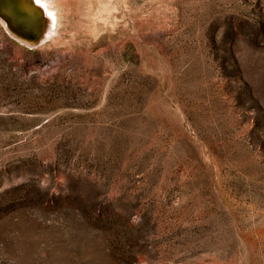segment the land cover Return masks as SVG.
I'll use <instances>...</instances> for the list:
<instances>
[{
  "label": "rangeland",
  "instance_id": "374dc122",
  "mask_svg": "<svg viewBox=\"0 0 264 264\" xmlns=\"http://www.w3.org/2000/svg\"><path fill=\"white\" fill-rule=\"evenodd\" d=\"M131 2L68 47L0 22V264H264V0Z\"/></svg>",
  "mask_w": 264,
  "mask_h": 264
},
{
  "label": "bare ground",
  "instance_id": "6f19581e",
  "mask_svg": "<svg viewBox=\"0 0 264 264\" xmlns=\"http://www.w3.org/2000/svg\"><path fill=\"white\" fill-rule=\"evenodd\" d=\"M132 2L0 0V22L11 36L27 45L68 47L75 42L90 43L104 35L111 39L124 33L131 28L132 13L140 10Z\"/></svg>",
  "mask_w": 264,
  "mask_h": 264
}]
</instances>
